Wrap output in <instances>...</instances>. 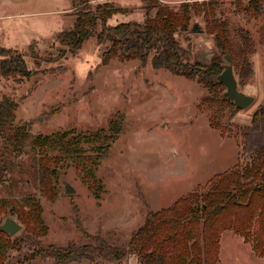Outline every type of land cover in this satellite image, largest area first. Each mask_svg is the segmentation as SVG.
Wrapping results in <instances>:
<instances>
[{"label": "rangeland", "instance_id": "374dc122", "mask_svg": "<svg viewBox=\"0 0 264 264\" xmlns=\"http://www.w3.org/2000/svg\"><path fill=\"white\" fill-rule=\"evenodd\" d=\"M90 2L94 10L105 2L127 10L109 19L111 25L143 24L147 8L178 11L190 4L188 30L175 33L178 41L194 57L216 50L212 31L221 29L240 89L256 99L239 109L224 84L209 87L198 73L157 69L154 53L146 62L116 56L103 64L110 42L95 35L72 54L56 38L77 17L72 0H0V49L22 56L29 71L0 74V203L7 202L20 223L15 211L37 204L47 229L39 235L33 223H21L5 264H55L42 249L83 244L89 234L126 242L150 211L208 191L216 174L245 167L264 143V117L254 120L264 108V1L257 14L246 10L249 0ZM195 24L201 32H192ZM40 134L54 141L42 144ZM90 167L99 187L90 180ZM65 181L75 192L66 193ZM5 209L0 223L9 217ZM219 240L217 264H264L253 241L233 228ZM69 264L142 263L129 254L118 262Z\"/></svg>", "mask_w": 264, "mask_h": 264}, {"label": "trees", "instance_id": "16d2710c", "mask_svg": "<svg viewBox=\"0 0 264 264\" xmlns=\"http://www.w3.org/2000/svg\"><path fill=\"white\" fill-rule=\"evenodd\" d=\"M249 1L246 10L257 14L264 0ZM210 3L205 2L207 5ZM72 5L77 11L74 23L56 35L60 44L69 48L72 54L81 48L85 40L95 35L101 41L110 42L109 47L102 52L103 64L107 65L116 56L129 60L139 58L146 62L150 54L154 53L151 61L157 69L165 67L177 74L189 76L198 73L200 81L209 87L222 85L216 81V76L222 68V55L230 51L225 33L221 29L212 31L218 55L209 65L197 61L192 51L183 47L175 35L179 30H188L192 11L190 4H184L178 11L158 5L153 7L156 9L155 14L152 8H147L145 23L131 20L115 25L109 24L108 20L116 13H126L127 10L109 2L98 4L94 10L90 0H72ZM100 25L101 30L98 31ZM192 57L194 61L190 63ZM26 69L22 56L12 55L5 48L0 49V74L19 72L27 75L29 71ZM261 117H264V108L256 111L254 120ZM57 134L61 138L67 137L65 133ZM103 136L97 133L95 137ZM110 137L112 135L106 136L104 140ZM80 139L84 142L85 138ZM39 140L42 144L54 141L52 137L42 134ZM89 140L86 138L85 142ZM81 141L76 140L77 143ZM251 160L243 168L234 166L229 171L216 174L208 191L192 192L177 200L173 206L150 211L145 223L126 242L120 244L100 235L89 234L86 235V243L49 245L42 252L52 257L55 264H69L83 259L112 263L121 261L129 254L138 256L142 264H217L220 235L233 228L247 242L252 240L255 253L264 257V143ZM44 166L48 177L50 167ZM87 173L93 184L99 187L101 182L95 179L93 167ZM1 209H5L2 210L4 214H14L13 208L7 211V202L0 203ZM15 214L22 224L33 223V230L39 235L46 233L37 204L31 202L28 210H17ZM12 245L11 235L0 230V264H5Z\"/></svg>", "mask_w": 264, "mask_h": 264}, {"label": "water", "instance_id": "95a60500", "mask_svg": "<svg viewBox=\"0 0 264 264\" xmlns=\"http://www.w3.org/2000/svg\"><path fill=\"white\" fill-rule=\"evenodd\" d=\"M202 30L198 27V24L194 25L192 32H201ZM218 55L217 50L211 51H199L195 57L196 60L204 65L211 64L214 57ZM220 64L223 66V71L216 76V81L221 82L225 85L226 91L224 92L227 97H229L239 109H245L251 106L255 102V96L243 92L240 89L239 81H237L234 68L232 65V55L227 52L222 55ZM75 187L71 183L65 181V191L66 193L72 194L75 192ZM22 229V224L13 216L7 217L3 223L0 224V230L7 232L11 236L16 235Z\"/></svg>", "mask_w": 264, "mask_h": 264}]
</instances>
